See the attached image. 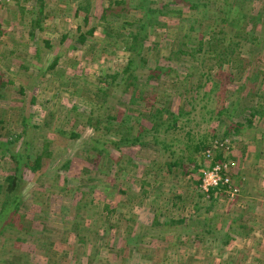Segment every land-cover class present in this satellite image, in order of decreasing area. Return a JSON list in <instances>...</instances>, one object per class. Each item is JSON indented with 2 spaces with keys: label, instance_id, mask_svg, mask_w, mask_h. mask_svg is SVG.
Listing matches in <instances>:
<instances>
[{
  "label": "rangeland",
  "instance_id": "rangeland-1",
  "mask_svg": "<svg viewBox=\"0 0 264 264\" xmlns=\"http://www.w3.org/2000/svg\"><path fill=\"white\" fill-rule=\"evenodd\" d=\"M116 1L119 0H45L44 14L47 17L42 21L41 29H36L34 37H29L27 23L23 24L22 28H16L12 21H9L11 12L8 9L7 12L0 10V21L2 19L5 23L3 24L5 33L0 37V92H2L0 118L5 121L3 139L19 133L21 116L27 114V119L38 126L36 137L39 139L36 138V145L45 137L51 141L50 150L54 159L46 162L42 169L51 171L42 178L46 180L44 182L53 181L52 172L60 167L62 161L70 159L71 167L75 166V169L69 170L66 174L67 190L63 180H58L56 186L52 188L48 185L41 188L40 184L31 186L36 176L28 174L27 170L24 171L25 194H23L25 199H29L30 206L22 212L25 217L19 223L20 230L19 225H14L0 236V264H8L7 261L13 259V256H16V260L13 259L14 264H248L241 263L244 258L242 244L248 233L245 224L254 230L259 227L264 229V189L257 191V186L250 189L248 185L238 181L243 179L244 172H246L244 179L254 180L253 184H256V180H264V120L258 122L255 118L254 124L240 132L236 144L230 136L224 140L227 144L233 143L235 150L245 152L246 155L240 162L231 164L234 167L235 178L227 176L236 183L240 194L235 199L224 192L217 198H210L214 201L211 202L212 212L219 215L214 222L217 227L214 232L216 235L204 242L191 240L195 233L193 230H196L199 224H203V217L212 215V212L205 214L210 195L201 197L200 189L194 182L198 177L194 176L191 179L188 175L184 176L186 171L181 166L173 165L170 171H167L164 165L167 159L157 153L155 146L149 143L143 155L133 154L132 149L127 146L120 147V150L112 145L107 147L109 155L116 158L121 155L123 161L128 157L137 156L134 157V165L122 161L120 164H113L111 160L106 159L109 155L99 158L95 152L91 154L94 157L89 156L83 160L73 157L75 151L81 150L82 147L87 149L89 139L94 142L101 133L104 135L102 138L112 140L118 138L103 127L98 131L91 127L87 129L81 123L84 119H79L78 123H71L75 116L73 112L68 111L72 105L78 104L88 109L101 107L98 112L106 115L110 113L107 106L118 100L120 90L116 89L117 87L108 91L107 98L96 95L95 81L99 76L111 74L112 71L122 68L128 56L123 49V40L133 32L135 28L133 23L141 13L138 9L124 5L128 11L124 12L125 16L121 17L122 13L118 18L114 15L120 10L115 4ZM159 1L161 0H154L156 3L154 5L159 6ZM209 1L211 3L200 6L193 16L200 18L205 24L204 30H208L206 24L212 23L211 20L218 16L217 6L229 8L228 4L238 5L235 0ZM131 3L135 2L131 0ZM86 4L87 11L83 9ZM245 5L248 8L252 7V14L259 15L264 12V0L245 1ZM24 6L30 10L31 3ZM171 6L183 10L182 18H191L193 11H188L180 0H176ZM78 7L83 8L77 11ZM108 7L112 8L114 13L103 21L102 11ZM261 15L260 21H264V15ZM86 16L87 22L84 21ZM29 17L31 18V15ZM125 20L129 23L127 24ZM169 21L171 22L164 27L152 29L148 27L146 30L149 31V37L144 42L143 54L148 59L149 66H153L156 59L167 55L170 48L178 45L176 44L178 37L186 31L183 25L185 23L175 15L170 16ZM108 22L111 25H108ZM180 24L183 26L180 27ZM261 24L262 27L259 26L254 34L260 36L264 34V22ZM92 27L94 30L91 36H87L85 43H79L77 41L79 34ZM112 32L114 36L107 37V34ZM204 34L208 36L207 31ZM62 35L67 37L60 42ZM45 41L52 46L45 48ZM36 47H40L43 58L36 57ZM57 53L69 59V64H73V68L76 66L79 71L76 72L75 69L72 71V67L64 64V57L53 70L46 71ZM259 54L262 58L257 62L256 73L259 75L256 74L254 80L263 88L259 95L251 91L250 85L243 88L239 86L241 83L239 74L233 75L234 78L232 76V85L241 89L238 97L242 98L240 101L246 100L247 107L261 104L263 101L264 43ZM191 64L189 58L185 62H174L178 76L183 77V74L189 72ZM73 72L79 75L78 83L76 87H69L65 75ZM172 81L162 78L155 82V85L158 86L157 91L163 93L160 96V103L177 112L186 101L183 97L171 93L173 91L171 85L175 83L176 92L182 93L188 88V83L175 78H172ZM209 86L210 84L206 85V89ZM21 88H24L23 92H20ZM185 94L189 99V93ZM32 97L34 100L30 103ZM217 100L218 97L214 98L208 106L213 109L220 107L221 103ZM125 106L127 104L121 109L127 110L131 117L149 126V118L143 117L149 109L141 104L134 105L132 109H125ZM121 109L116 110L118 120L123 111ZM227 118L230 117L225 114L221 117V122L214 125L216 134H223L228 127ZM56 129L74 130L80 137L60 138L57 134L51 133ZM179 147L180 143L177 145V148ZM213 148L218 147L213 145ZM213 157L214 153L209 158L212 162ZM216 165L219 163L215 161L214 166ZM82 167L86 171H81ZM120 167L123 169L120 170ZM117 169L119 171H116ZM10 171H12L10 162L3 160L0 163V183H4L3 178ZM80 171L84 174H79ZM256 185L264 186L259 183ZM242 190L257 197L256 204H245ZM107 203L112 206L111 211L115 210L114 214L103 211V206ZM180 219L184 221L169 226L162 225L164 222ZM24 227L26 229H23ZM95 229L99 232L105 231L104 239L100 242L95 240L92 231ZM263 234L258 238L255 236L256 239L253 237V242L250 241L253 243L252 248L256 246L255 248L261 249L260 252H255L257 255L250 262L254 259L264 260ZM16 237L25 240L17 241ZM88 239L92 245L88 244ZM95 254L97 257L94 259L92 257ZM261 264H264V261Z\"/></svg>",
  "mask_w": 264,
  "mask_h": 264
},
{
  "label": "trees",
  "instance_id": "trees-1",
  "mask_svg": "<svg viewBox=\"0 0 264 264\" xmlns=\"http://www.w3.org/2000/svg\"><path fill=\"white\" fill-rule=\"evenodd\" d=\"M129 1H116L115 4L120 7V10L114 14L118 18H120L122 13L121 17L125 16L124 12H127L128 8L123 7L124 5L138 9L141 13L140 17L133 23L135 25L133 32H130L123 40V49L128 54L127 60L123 62L121 69H116L111 74L107 73L104 76H99L95 81L96 85L94 87L95 94L100 95L102 98H107L109 96L108 91L113 90V87H117L116 89L120 90L118 100L111 102L107 106L110 113L106 115L98 112L101 107L88 109L76 104L68 109L75 116L70 121L71 123H78L79 119H84L81 123L87 129L91 127L94 131H98L103 127V129L111 132L113 136H118V138L116 140L102 138L104 135L101 133L96 141L92 142V139H89L88 144H86L89 147L87 149L82 147L81 150L75 151L73 157L83 160V158L87 159L95 152L99 155V158H105V156L109 155L107 147L110 145L117 150H120V147L127 146V148L130 147L132 149L133 154L143 155L147 151L146 146L150 143L151 146L156 147L158 154L167 159L164 163L167 171H170L173 165L181 166L186 171L184 176L188 175L191 179L194 176L198 177L194 182L199 189L203 171L211 169L215 161L219 163L222 175L230 176L232 179L235 178L234 167L231 164L240 162V159H244L246 155L245 152L235 150L233 143L227 144L224 140L227 136H230L236 144L239 140L240 132L254 124L255 118L258 119V122L264 120V95L262 96L263 101L261 104L247 107L246 100L244 102L240 101L242 98L238 97L241 89L239 90L237 86L232 85L233 75L239 74L241 80L239 86L242 88L250 85L251 91H254L257 95L263 89L254 80L257 77L256 74H258L256 73L257 62L262 59L259 51L264 43V34L260 36L257 33L254 34V31L259 26L262 27L261 23L264 21H260V19L261 14L264 15V12L259 15L252 14V7L248 8L245 5V1L250 2V0H235L238 3L237 6H231L230 4H228L229 8L222 5L221 7L217 6L218 16L211 20L213 21L212 23L206 24L208 30H204L205 27L203 26L205 24L201 22L200 18H194L193 16L200 6H207L211 3L209 0H180L188 11H193L191 18H182L183 10L171 6L176 0H161L159 1V6L154 5L156 4L154 0H132L135 2L134 4L131 3V0ZM22 3H31L30 10L25 9ZM0 7L11 12L9 21H12L16 28H22L23 24H28L29 37H34L36 29H41V23L47 17L44 14L45 0H10L8 2H0ZM80 8L83 7H78L77 11ZM87 8L86 4L83 9L87 11ZM102 12L101 18L105 21L114 13V10L108 7ZM30 15L31 18L29 17ZM173 15L185 23L183 25L186 31L178 37L176 42L178 45L170 48L167 55L156 59L153 66H149V61L143 54L144 42L149 37V31L147 32L146 30L148 27L150 29L153 27H164L171 22H168V19ZM84 19L87 22V16ZM126 23L128 24L129 22L126 21ZM3 24L0 21V37L5 33ZM109 24L110 22H108ZM183 25L180 24V27ZM93 30L94 27L85 32L82 31L77 41L85 43L87 36H91ZM206 31L208 36L204 34ZM107 35L109 38L114 36L113 32ZM66 37L67 35H62L60 42ZM51 46L52 44L48 41L44 42L45 48H50ZM35 53L37 58H43L40 47H36ZM61 58H63L64 64L72 67L73 64H69V59L57 53L47 66L46 71L53 70ZM187 58L192 63L190 70L183 74V77H180L174 67V62H185ZM74 69L76 72L79 71L76 66L71 68L72 71ZM214 69L215 71H213ZM67 70L69 69L67 68ZM78 76L75 72L66 74V80L69 82L67 86L76 87ZM162 78H168L171 81L172 78H175L188 83V88L182 93L176 92L175 83L171 85L173 88L171 93L183 97L186 101L185 105L179 107L177 112L164 106V103H160V96L163 93L157 91L158 86L155 85V82ZM209 84V88L206 89L205 86ZM23 90L24 88H21L20 92H23ZM185 93H189V99ZM0 97H2V92H0ZM216 97L219 99L217 101L221 103L220 107L210 108L208 104ZM33 100L34 97H32L30 103H33ZM126 104L125 109H132L134 105L139 104L149 109L148 113L143 114V117L149 118V126H145L144 122H139L137 118L131 117L127 110L121 109ZM120 109L123 111H121V118L118 120L117 117L119 116H117L116 110ZM138 112L140 113V110ZM238 113L242 116L237 115ZM225 114L230 117L227 118L229 125L225 128L223 134H216L214 125L217 122H221V117ZM233 115L237 117L233 118ZM27 118V114H22L19 133L13 134L8 139H3L2 131L5 121L0 118V163L3 160H8L12 167V171L3 178L4 183H0V236H3L5 231L9 227L13 228L14 225H19L18 228L20 230L21 224L19 223L25 217L22 212L30 206L28 203L29 199L24 198L25 193L23 191L25 190L23 184L25 170H27L28 174L36 176V180H32L31 186L40 184L41 188L46 187V185L52 188L56 186L55 184L58 180H63L64 187L67 190L68 176L66 174L69 170L75 169V166L71 167L70 159L62 161L60 167L52 172L53 181L50 183L44 182L46 180L42 178L51 171H42V169H44L46 162L48 163L50 159H54L50 150L51 141L45 137L36 145V138L39 139V137H36L38 126ZM51 133L57 134L60 138L77 139L80 137V134L74 130L56 129ZM179 143L180 147L177 148ZM213 145L218 148L214 149ZM208 150L211 155L214 153L213 162L209 159L210 157H206V151ZM104 152L106 154H103ZM237 152L240 153L237 154ZM121 157V155L117 158L109 155L106 159L107 161L111 160L113 164H120L122 161L123 163L134 165L133 160L137 156L128 157L124 161ZM183 163H187V165L185 166ZM121 169L123 168L120 167ZM80 170L86 171L84 167ZM81 171L79 174H84ZM116 171L119 170L117 169ZM244 175L243 179L240 178L241 180L238 182L248 185L251 189L254 184L250 183L251 180L244 179L246 172H244ZM232 184L236 186L233 181ZM121 192L126 193L125 191ZM199 192L200 196L204 198L206 195H210L208 197L210 202L205 214L211 213V202L214 201L210 198H217L223 193L222 190L211 189L210 193H205L202 190ZM203 200L207 201V199ZM111 208L112 206L107 203L103 206V211L107 214H114L115 210L111 211ZM218 215L212 212L211 216L203 217V224H199V227L193 230L195 233L192 235L191 241L204 242L213 239V236L216 235L214 232L217 229L214 222ZM183 221L184 219L179 221L171 220L164 222L162 225L169 226ZM23 229L26 228L24 227ZM92 231L97 242L104 239L105 231L99 232L98 229ZM16 240L23 241L25 239L16 237ZM90 242L91 240L88 239V244H91ZM223 243L227 244L226 241H223ZM96 257L97 255L95 254L92 258L95 259ZM13 259L16 260V256H13ZM13 259H9L7 261L8 264H14Z\"/></svg>",
  "mask_w": 264,
  "mask_h": 264
},
{
  "label": "built area",
  "instance_id": "built-area-1",
  "mask_svg": "<svg viewBox=\"0 0 264 264\" xmlns=\"http://www.w3.org/2000/svg\"><path fill=\"white\" fill-rule=\"evenodd\" d=\"M10 0H0V2H8ZM210 151H206V157H211ZM220 165L213 166L211 169L203 171V176L201 179L200 190L205 193H210L211 189L222 190L227 196L232 199L237 198L240 194V189L232 184L227 176L222 175ZM209 195V194H208ZM207 195V196H208Z\"/></svg>",
  "mask_w": 264,
  "mask_h": 264
},
{
  "label": "crops",
  "instance_id": "crops-1",
  "mask_svg": "<svg viewBox=\"0 0 264 264\" xmlns=\"http://www.w3.org/2000/svg\"><path fill=\"white\" fill-rule=\"evenodd\" d=\"M0 10L1 11L3 10V11L7 12V9L5 10V8H3V7L2 8L0 7ZM1 21L3 22L2 19H1ZM6 21H7V19H6ZM249 179H251V178H249ZM252 181H254V180H251V183H253ZM258 183H259V185H264V180L263 179L262 180H256V184H258ZM256 184H254V187L257 186L256 187L257 191H258V189L259 190L262 189V188L264 189V186L262 187V186H258ZM242 193H243L245 204L246 203L256 204L258 198L257 197L255 198L253 195H251L252 193H246L244 190H242ZM246 226L248 228V233L245 235V239H244V242L242 244V250L244 252V258H243V260H241V263L247 262L248 264H261L264 261L263 259H261V260L260 259H254L252 262H250V260L254 256L257 255L255 252H260L261 251V249L255 248L256 246L252 248V244L253 243H251L250 241L256 239V237L258 238L261 234H263L264 233V229L259 227V229L257 228L256 230H254V228H251V227H249L248 225L245 224V227ZM257 232H258V235H257ZM253 237H255V238L253 239ZM254 242H256V241H254Z\"/></svg>",
  "mask_w": 264,
  "mask_h": 264
}]
</instances>
